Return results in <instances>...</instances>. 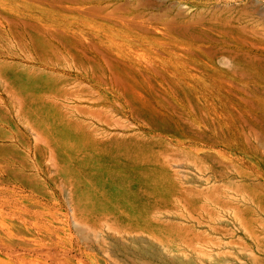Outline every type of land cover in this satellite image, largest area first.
<instances>
[{
  "label": "rangeland",
  "instance_id": "374dc122",
  "mask_svg": "<svg viewBox=\"0 0 264 264\" xmlns=\"http://www.w3.org/2000/svg\"><path fill=\"white\" fill-rule=\"evenodd\" d=\"M0 138V264H264V0H0Z\"/></svg>",
  "mask_w": 264,
  "mask_h": 264
},
{
  "label": "crops",
  "instance_id": "0c3cea01",
  "mask_svg": "<svg viewBox=\"0 0 264 264\" xmlns=\"http://www.w3.org/2000/svg\"><path fill=\"white\" fill-rule=\"evenodd\" d=\"M0 139H6V138H0ZM36 145V144H35ZM38 145V144H37Z\"/></svg>",
  "mask_w": 264,
  "mask_h": 264
}]
</instances>
